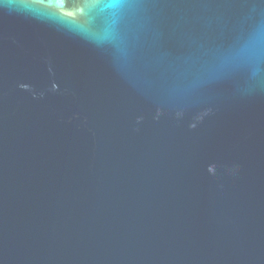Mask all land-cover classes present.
I'll return each mask as SVG.
<instances>
[{
  "label": "water",
  "instance_id": "1",
  "mask_svg": "<svg viewBox=\"0 0 264 264\" xmlns=\"http://www.w3.org/2000/svg\"><path fill=\"white\" fill-rule=\"evenodd\" d=\"M0 264H264V0H0Z\"/></svg>",
  "mask_w": 264,
  "mask_h": 264
}]
</instances>
